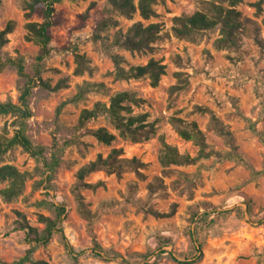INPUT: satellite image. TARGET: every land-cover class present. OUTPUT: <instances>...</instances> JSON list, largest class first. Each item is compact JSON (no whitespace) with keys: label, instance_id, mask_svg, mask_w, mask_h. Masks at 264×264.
I'll list each match as a JSON object with an SVG mask.
<instances>
[{"label":"rangeland","instance_id":"rangeland-1","mask_svg":"<svg viewBox=\"0 0 264 264\" xmlns=\"http://www.w3.org/2000/svg\"><path fill=\"white\" fill-rule=\"evenodd\" d=\"M257 1L246 0L239 6L250 20V30L241 35L238 47L223 50L214 45L219 29L186 38L175 34L174 18L198 9L197 0H156L158 15L150 20L139 12L133 18L115 14L119 27L101 33L110 42L118 28L126 31L136 21L162 24L163 36L153 51L115 48L126 58L125 66L144 65L152 58L166 64L167 74L157 86L149 76L115 78L112 53L95 39L107 0H64L58 4L64 21L53 28L52 55L40 66L44 79L56 84L68 78L69 86L59 91L35 88L28 134L46 148L49 160L57 156L60 165L51 176L39 158L21 147L0 160V165L15 163L33 172L16 201L7 202L0 193V258L17 260L35 246L26 231L19 229L17 211L43 229L39 215L56 217L55 206H63L66 236L74 254L81 255L76 261L62 237L55 234L48 244L38 245L34 251L35 258L49 264H122L101 259L94 249L96 242L121 252L133 264H179L174 258L193 260L192 264H264V3L263 12L258 14L254 6ZM23 3L3 0L0 6V30L10 20L17 22L2 53L22 56L27 74L34 76L41 64L40 47L26 37L28 19ZM91 5L83 23L81 15ZM32 20L42 18L36 14ZM68 45L77 46L91 59L92 73H75V53L64 49ZM85 80L106 82L109 94L92 92L82 101H70L77 84ZM26 81L15 66L8 65L0 73V101H18ZM174 86L181 89L173 94ZM123 90L144 99L135 107L136 112H147L149 120L156 123L157 133L141 142L118 137L106 145L91 130L107 126L117 132L111 122L103 116L81 126L79 117L85 107L98 100L108 102L111 94ZM200 107L210 108L229 126L239 155L223 159L213 156L165 168L161 163L162 136L182 153L199 154V146L178 133L173 116L198 121L210 149L223 154L233 151L229 137L212 122L211 113ZM7 121L11 123L13 118L0 116V131ZM113 148L123 149V156L135 161L122 174L103 169L86 176V182H103L95 189H82L93 212L90 223L79 208L78 172ZM4 186L0 180V191ZM152 210L167 215H155Z\"/></svg>","mask_w":264,"mask_h":264},{"label":"trees","instance_id":"trees-1","mask_svg":"<svg viewBox=\"0 0 264 264\" xmlns=\"http://www.w3.org/2000/svg\"><path fill=\"white\" fill-rule=\"evenodd\" d=\"M63 1L24 0L25 15L28 19L25 24L27 29L26 37L40 47L38 60L41 64H39V68L34 76L27 74L22 56H5L2 53V48L10 41L9 35L15 31L17 22L10 20L0 30V73L8 65H12L17 68L21 77L27 79L18 101H14L13 99L0 101V116H11L13 118V121L11 123L7 121L0 131V160H3L16 148L21 147L25 152L39 158L51 176L54 175L59 167L60 159L57 156H53L51 160L47 158L46 148L40 144H36L29 136L28 121L33 116L31 97L33 96L35 88L41 86L50 91H59L69 86L68 78H62L56 84H53L49 79H44L40 66L42 62L52 55L53 28L61 25L64 21V11L58 8V4ZM245 1L197 0L200 6L198 9L190 13H183L174 18V32L177 36L186 38L197 33L219 29L220 35L214 42L217 49L223 50L238 47L240 45L241 35L250 30L248 25L250 20L244 17L242 10L239 8ZM2 3L3 0H0V6ZM155 3L156 0H107V6L102 12V17L97 22L95 39L101 41L106 49L112 53L114 61L113 73L116 79L129 80L149 76L152 84L157 86L160 84L162 77L167 74V65L161 60L152 58L144 65L125 66V63H127L126 58L115 51V48H122L132 52L153 51L163 36L161 23L151 22L146 24L140 20L134 22L126 31L120 27L111 42L109 37H103L101 34L113 27H119L120 21L115 17L117 13L127 18H133L139 12L145 20L152 19L158 15ZM263 3L264 0H259L254 3V6L257 7L258 14L263 12ZM92 5L81 15L83 23L89 17ZM36 14L42 18L41 21L32 20ZM66 48L69 50L73 49L75 53L77 63L75 69L76 74L83 75L86 72L92 73L94 71L91 59L85 53L79 52L77 46L68 45L64 49ZM180 89L179 86H174L173 94ZM109 91L110 87L106 82L85 80L77 84V92L70 101H82L92 92L109 94ZM143 101L144 99L139 97L136 92L123 90L111 94L108 102L98 100L92 107L82 109L79 122L81 126H85L92 120H97L103 116L106 117L117 132L112 131L107 126H99L91 130V134L99 142L106 145H112L118 137L131 139L134 142L148 140L157 133V126L155 122L149 120V114L147 112H136L135 107L140 106ZM199 109L211 113L212 122L219 128L222 134L228 136L231 140L233 151L223 154L222 152L210 149L207 134L198 121L173 116L171 121L178 133L183 138L197 144L199 146V154L193 156L190 153H182L178 146L167 142L162 136L163 148L161 163L165 168H169L172 165L193 164L203 158L209 159L213 156L223 159L233 158L239 155L237 153L238 146L234 144L233 131L229 126L224 124L210 108L200 107ZM133 161L135 159L123 156V149L113 148L107 156L100 154L97 159L80 169L78 172L76 195L79 201L80 211L90 223L93 222V212L85 202L82 189H95L102 185L103 182H86V176L89 173L103 169L110 173L122 174ZM32 176V171L22 170L15 163L7 162L0 165V180L5 183V186L0 191L2 198L7 202L16 201L24 193L27 182ZM55 208L57 210L56 217L44 214L39 215V221L45 225L43 229L32 225L24 212L17 211L20 217V220L17 222L19 229L26 231L27 236L35 246L28 249L26 254L17 260L7 261L0 258V264H49L46 260L35 258L34 251L36 246L48 244L55 234H59L62 237L69 253L74 255L73 257L76 261L78 260L81 254H74L75 250L68 241L62 224V215L66 209L63 206H55ZM152 212L159 216L167 215L156 210H152ZM94 249L97 255L104 261H120L122 264H133L121 252L113 248H105L98 242L95 243ZM174 259L179 264L193 263V260Z\"/></svg>","mask_w":264,"mask_h":264}]
</instances>
